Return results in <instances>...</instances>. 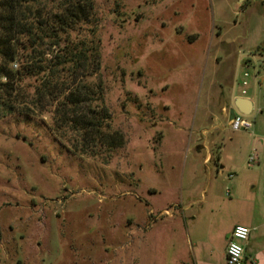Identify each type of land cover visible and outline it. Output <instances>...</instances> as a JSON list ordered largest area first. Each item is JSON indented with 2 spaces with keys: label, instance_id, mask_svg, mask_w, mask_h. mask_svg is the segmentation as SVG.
I'll use <instances>...</instances> for the list:
<instances>
[{
  "label": "rangeland",
  "instance_id": "1",
  "mask_svg": "<svg viewBox=\"0 0 264 264\" xmlns=\"http://www.w3.org/2000/svg\"><path fill=\"white\" fill-rule=\"evenodd\" d=\"M93 34L99 70L64 78L102 95L89 105L124 143L84 141L56 103L26 111L41 77L26 78L22 110L0 116V264H195V183L232 136L223 109L251 98L243 118L264 122V0H95L73 38Z\"/></svg>",
  "mask_w": 264,
  "mask_h": 264
},
{
  "label": "trees",
  "instance_id": "2",
  "mask_svg": "<svg viewBox=\"0 0 264 264\" xmlns=\"http://www.w3.org/2000/svg\"><path fill=\"white\" fill-rule=\"evenodd\" d=\"M94 17L95 0H0V116L20 112V84L41 77L26 111L56 103L58 122L83 134L84 141L98 139L111 149L123 145L122 135L106 133L107 110L89 105L102 95L86 85L73 89L64 78L75 82L80 74L90 77L99 70L95 35L73 38L81 26H91ZM50 50L55 61L47 57ZM49 100L51 104H45Z\"/></svg>",
  "mask_w": 264,
  "mask_h": 264
},
{
  "label": "crops",
  "instance_id": "3",
  "mask_svg": "<svg viewBox=\"0 0 264 264\" xmlns=\"http://www.w3.org/2000/svg\"><path fill=\"white\" fill-rule=\"evenodd\" d=\"M254 107L253 102V111ZM231 108L223 109L229 126ZM229 130L232 136L227 145L215 143L219 150L204 161L208 164L217 157V174L208 170L204 183H195V264H227L229 239L238 226L251 231L244 244L245 264H264V122H256L246 132ZM210 144L204 140L202 148L210 151ZM253 154L257 160L250 164ZM197 174L195 169V180ZM167 239L169 235L164 234L161 243ZM167 245L170 242L164 250Z\"/></svg>",
  "mask_w": 264,
  "mask_h": 264
},
{
  "label": "built area",
  "instance_id": "4",
  "mask_svg": "<svg viewBox=\"0 0 264 264\" xmlns=\"http://www.w3.org/2000/svg\"><path fill=\"white\" fill-rule=\"evenodd\" d=\"M249 73L244 74L245 79L249 78ZM248 81L244 80L243 86L247 87ZM247 91L244 90L243 94H246ZM246 116L239 111V115L235 113V118L230 122L231 129L235 132L240 131H249L253 128V123L245 120L243 117ZM256 155L250 157V164L256 163ZM251 231L247 227L238 226L236 227L229 239L227 247V264H245V248L244 244L248 241Z\"/></svg>",
  "mask_w": 264,
  "mask_h": 264
},
{
  "label": "water",
  "instance_id": "5",
  "mask_svg": "<svg viewBox=\"0 0 264 264\" xmlns=\"http://www.w3.org/2000/svg\"><path fill=\"white\" fill-rule=\"evenodd\" d=\"M236 110L242 112L245 115H251L253 112V102L250 99L238 97L235 99L234 107L230 110V120L235 118Z\"/></svg>",
  "mask_w": 264,
  "mask_h": 264
}]
</instances>
